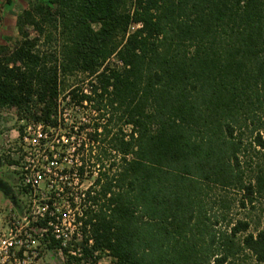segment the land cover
Masks as SVG:
<instances>
[{
	"label": "trees",
	"instance_id": "1",
	"mask_svg": "<svg viewBox=\"0 0 264 264\" xmlns=\"http://www.w3.org/2000/svg\"><path fill=\"white\" fill-rule=\"evenodd\" d=\"M14 27L0 111L61 129L64 143L39 140L44 156L71 148L61 173L87 182L81 257L65 264H264V216L254 233L239 221L220 231L203 211L210 186L248 205L264 194V0H35Z\"/></svg>",
	"mask_w": 264,
	"mask_h": 264
},
{
	"label": "rangeland",
	"instance_id": "2",
	"mask_svg": "<svg viewBox=\"0 0 264 264\" xmlns=\"http://www.w3.org/2000/svg\"><path fill=\"white\" fill-rule=\"evenodd\" d=\"M35 2V0H0V45L8 46L9 48L13 43L18 40V36L14 27L15 17L26 8L27 4ZM33 36V35H32ZM75 83L74 80H70ZM67 83H65L66 85ZM69 84V83H68ZM73 114L70 109L63 111L62 119L65 126L72 124ZM74 124V123H73ZM72 124V125H73ZM75 125V124H74ZM22 129L24 141H20L18 136ZM39 133V129L32 126L31 124H25L21 121L17 115V111L1 110L0 111V157H11L15 158V154H23L29 157L27 163L30 166L35 164L30 161L31 157L34 160L42 161L41 150L35 147V142ZM47 139L49 137L58 136L60 137V144L65 142L63 131L60 130H45ZM57 137V138H58ZM71 148H66V151L62 158L58 159L57 162L52 165L46 166L44 175L37 185V188L41 192L49 191L50 185L61 186V184L68 183L67 179L60 176L59 170L70 166L71 160ZM5 156V157H4ZM33 160V161H34ZM36 166V165H35ZM254 169V165L251 163L245 171V175L249 176L251 171ZM17 169L14 166H7L0 161V179H2L15 194V200L21 201L24 206H27L29 199L23 198L18 191L17 181ZM87 182H82L77 185L72 183L71 187L74 190L80 191L85 188ZM206 195L203 198L204 214L205 217L209 218L210 223L216 221L214 228L216 230H227V225L233 224L236 221L246 222L248 224V232L254 233L261 218L264 216V194L262 196L255 197V200L251 205H248L243 199V194L232 188H219L210 186L205 189ZM243 202L241 206L240 202ZM224 205L225 208H222ZM15 210L12 207L11 202L5 196L0 193V222L3 221L4 216L14 214ZM71 228V226H69ZM241 235H239L240 237ZM97 264H113L110 257L106 254L101 255ZM230 264H254L253 260L245 255L240 254L238 258L231 261Z\"/></svg>",
	"mask_w": 264,
	"mask_h": 264
},
{
	"label": "built area",
	"instance_id": "3",
	"mask_svg": "<svg viewBox=\"0 0 264 264\" xmlns=\"http://www.w3.org/2000/svg\"><path fill=\"white\" fill-rule=\"evenodd\" d=\"M34 127L39 129L35 147L41 150L43 160L31 157L30 161L35 164L30 166L27 163L29 157L21 154L23 160L20 161V167L14 166L17 169L19 194L29 201L24 206L21 201L15 200L16 196L11 190L13 200L10 202L15 213L4 216L0 222V264H65L67 256L81 257L78 245L81 233L79 224L74 222V215L79 214L78 194L84 188L77 191L71 187L72 183L78 184L76 179L61 186L50 185L47 192H41L37 188L44 175L42 170L56 161L54 157L49 161L44 156L39 140H46L47 137L40 127ZM20 141H24L23 134ZM15 156H18V152ZM59 174L64 179L67 178L61 173V169ZM70 194L74 197V212L69 207ZM50 200L51 206H48ZM44 218H47L45 224L39 225ZM54 241L59 242V246L54 245ZM64 249H67L66 253L63 252Z\"/></svg>",
	"mask_w": 264,
	"mask_h": 264
},
{
	"label": "water",
	"instance_id": "4",
	"mask_svg": "<svg viewBox=\"0 0 264 264\" xmlns=\"http://www.w3.org/2000/svg\"><path fill=\"white\" fill-rule=\"evenodd\" d=\"M0 192L2 193L3 196H8V194L11 192L9 186L4 184L1 180H0ZM10 199L12 201L13 197H11Z\"/></svg>",
	"mask_w": 264,
	"mask_h": 264
},
{
	"label": "flooded vegetation",
	"instance_id": "5",
	"mask_svg": "<svg viewBox=\"0 0 264 264\" xmlns=\"http://www.w3.org/2000/svg\"><path fill=\"white\" fill-rule=\"evenodd\" d=\"M8 1V0H7ZM4 184H6L2 179H0ZM7 185V184H6ZM8 186V185H7ZM10 188V187H9ZM1 193V192H0ZM2 194V193H1ZM7 199H9L10 201H11V197H13L12 196V193L10 192L9 194H8V196H5Z\"/></svg>",
	"mask_w": 264,
	"mask_h": 264
}]
</instances>
